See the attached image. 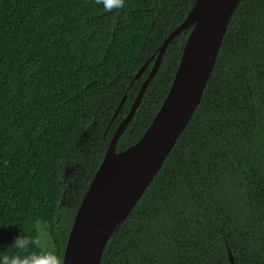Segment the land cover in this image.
Here are the masks:
<instances>
[{
    "label": "trees",
    "instance_id": "trees-1",
    "mask_svg": "<svg viewBox=\"0 0 264 264\" xmlns=\"http://www.w3.org/2000/svg\"><path fill=\"white\" fill-rule=\"evenodd\" d=\"M196 2L108 12L96 0H0V257L51 250L63 263L114 132ZM192 29L169 45L117 151L152 123ZM23 233L39 244L13 246ZM102 264H264V0L237 7L201 103Z\"/></svg>",
    "mask_w": 264,
    "mask_h": 264
},
{
    "label": "water",
    "instance_id": "water-1",
    "mask_svg": "<svg viewBox=\"0 0 264 264\" xmlns=\"http://www.w3.org/2000/svg\"><path fill=\"white\" fill-rule=\"evenodd\" d=\"M242 0H197L185 20L164 40L155 63L126 118L114 132L106 154L77 211L62 264H102L108 240L154 180L201 103L231 18ZM193 29L171 88L141 139L117 151L173 40ZM152 56L135 75L147 70ZM132 82V84H133ZM121 100L112 121L122 110ZM111 125V124H109ZM229 256L234 262L229 250Z\"/></svg>",
    "mask_w": 264,
    "mask_h": 264
},
{
    "label": "clouds",
    "instance_id": "clouds-1",
    "mask_svg": "<svg viewBox=\"0 0 264 264\" xmlns=\"http://www.w3.org/2000/svg\"><path fill=\"white\" fill-rule=\"evenodd\" d=\"M98 5H102L105 11H112L114 8H121L124 0H96ZM29 244H39L36 239L30 240L25 233L18 235L13 242V246L24 250ZM0 264H61V258L54 251H45L42 255L30 254L26 256H3L0 257Z\"/></svg>",
    "mask_w": 264,
    "mask_h": 264
}]
</instances>
